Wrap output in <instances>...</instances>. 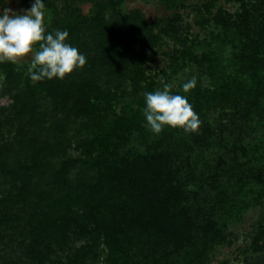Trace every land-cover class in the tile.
<instances>
[{"label": "trees", "instance_id": "trees-1", "mask_svg": "<svg viewBox=\"0 0 264 264\" xmlns=\"http://www.w3.org/2000/svg\"><path fill=\"white\" fill-rule=\"evenodd\" d=\"M201 1L162 0L168 17L150 21L122 0H43L46 33L68 31L87 63L39 82L0 63V264H211L227 227L263 204L264 148L241 134L264 131V0H219L236 17L206 2L220 31L192 38L181 11ZM159 55L173 75L203 71L187 98L196 132L147 124L145 94L171 85L151 74ZM250 242L264 264V210Z\"/></svg>", "mask_w": 264, "mask_h": 264}, {"label": "clouds", "instance_id": "clouds-1", "mask_svg": "<svg viewBox=\"0 0 264 264\" xmlns=\"http://www.w3.org/2000/svg\"><path fill=\"white\" fill-rule=\"evenodd\" d=\"M69 33L57 30L46 33L45 3L35 0L31 10L24 15L3 10L0 16V63H19L31 56L27 74L33 82L47 79H64L76 69H82L86 56L78 48L66 43ZM39 45L38 49L35 48ZM196 87V80L184 83L185 93ZM144 116L151 131L160 134L165 126L182 128L185 132H196L200 127L198 115L186 96L172 94L171 85L145 94Z\"/></svg>", "mask_w": 264, "mask_h": 264}, {"label": "rangeland", "instance_id": "rangeland-1", "mask_svg": "<svg viewBox=\"0 0 264 264\" xmlns=\"http://www.w3.org/2000/svg\"><path fill=\"white\" fill-rule=\"evenodd\" d=\"M34 2L35 0H0V16H2L3 10L5 9H11L12 14L24 15L31 10ZM206 2H210V0L201 1L199 3L188 2L187 7L181 11L184 23L190 26V33L192 38L198 36L200 39H206L211 37L213 33H217L220 31V29L214 24V22H212L211 19L207 20V18H210L211 15L209 16V14L205 11V8L207 7V5H205ZM213 3L214 5L212 7L210 6L211 13L213 14H215L219 8H223V10L230 12L234 17L238 16V14L241 13L240 5L236 2L228 3L225 1L215 0V2ZM120 5L123 10L127 12L135 9L141 10L150 21H158L159 19L166 18L169 15L165 6L162 4V0H122V3ZM90 8L91 4L89 3L82 5V10L86 14L89 12ZM197 8L203 11L202 15L203 18H206V20L200 17ZM46 17L47 15L45 12V21ZM166 41L167 45L163 47V51L172 49L176 46L173 40L166 38ZM19 63L25 66H30L31 56L23 58ZM167 65L168 63L166 61L164 62L160 58V55L157 56L156 62L150 64L151 74L157 77L156 80H163V78H165L166 80H170L172 89H174V91H178L179 93L181 92V94L186 96V98L193 97V94L197 96L198 89L196 84V87L194 89L185 93L183 91L184 83L191 81L193 78H195V80H197L198 78L202 81L204 80L205 84L207 82L204 74L202 73L203 71L196 68L195 65H191L189 67L187 66L183 71L176 75H173L168 70ZM3 79V75H1L0 73V93L2 89ZM7 103V99L0 97V105H6ZM211 115L216 119L215 121L226 122V119L224 117L222 118L221 114ZM232 134L228 135V139L231 142L239 139V137H237L239 136L237 131L234 132L233 136ZM259 135L260 133H256L255 137L250 136L247 138L245 135L243 136V133L241 134V136L245 140V144H247L248 146L249 143L252 147L251 153H255V145H259L264 148V131H262L261 137ZM128 147L131 148L130 145ZM258 151L261 152L260 150ZM209 154L210 151L205 153V156L208 157ZM81 171L82 169L79 168L76 173L79 174ZM251 184L255 185L257 190L260 189V185H257L256 181L252 182ZM260 192H263L262 194H264V190ZM261 202L263 203L262 205L250 206L249 210L242 214L239 222L231 223L227 227L228 235L226 237V240L223 241L221 245L215 246V251L213 254L214 259L212 260L211 264H256V257L251 254L252 252H244L242 249L251 243L250 241L256 233L257 223L261 220V215L264 210V198ZM85 242L86 241L83 240L79 241V243H76V246L73 247L74 251L80 249L82 250V248L85 246ZM135 244L137 243L134 240L129 239L127 242V248L129 250H132L134 249L132 245ZM62 250L63 253H67L66 248H63ZM92 262L93 261L89 257L88 264H102Z\"/></svg>", "mask_w": 264, "mask_h": 264}]
</instances>
